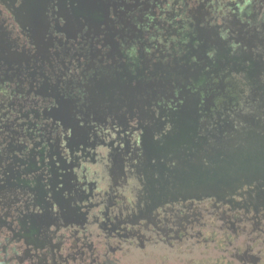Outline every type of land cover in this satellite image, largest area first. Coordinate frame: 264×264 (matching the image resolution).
Here are the masks:
<instances>
[{"label": "flooded vegetation", "instance_id": "obj_1", "mask_svg": "<svg viewBox=\"0 0 264 264\" xmlns=\"http://www.w3.org/2000/svg\"><path fill=\"white\" fill-rule=\"evenodd\" d=\"M0 264H264V0H0Z\"/></svg>", "mask_w": 264, "mask_h": 264}, {"label": "water", "instance_id": "obj_2", "mask_svg": "<svg viewBox=\"0 0 264 264\" xmlns=\"http://www.w3.org/2000/svg\"><path fill=\"white\" fill-rule=\"evenodd\" d=\"M47 1L48 0H26V3L32 9V11H35L41 4Z\"/></svg>", "mask_w": 264, "mask_h": 264}]
</instances>
